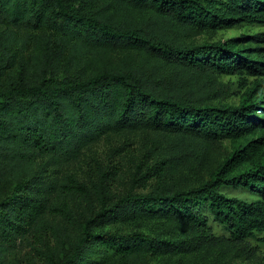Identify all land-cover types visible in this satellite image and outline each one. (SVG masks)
I'll return each instance as SVG.
<instances>
[{
  "label": "trees",
  "instance_id": "obj_1",
  "mask_svg": "<svg viewBox=\"0 0 264 264\" xmlns=\"http://www.w3.org/2000/svg\"><path fill=\"white\" fill-rule=\"evenodd\" d=\"M243 23L264 0H0V264H226L264 242V88L214 101L217 76L264 75V31L187 39ZM147 131L163 142L115 190L96 145ZM199 140L231 148L191 182Z\"/></svg>",
  "mask_w": 264,
  "mask_h": 264
},
{
  "label": "rangeland",
  "instance_id": "obj_2",
  "mask_svg": "<svg viewBox=\"0 0 264 264\" xmlns=\"http://www.w3.org/2000/svg\"><path fill=\"white\" fill-rule=\"evenodd\" d=\"M264 31V26L258 23H243L233 27L219 28L216 30L203 31L200 33H187V39L193 40L196 43L212 40H224L231 37H240L242 35L258 34ZM196 33V34H194ZM246 41L248 38L239 39ZM217 82H221L219 86V94H225L226 97H219L214 101H222L236 104L243 92H245L254 83H258L256 90L264 88V75L253 76L246 73L240 74H222L216 77ZM228 88L225 90L224 87ZM155 141L163 142V137L156 132L147 131L141 132H126L117 134L111 139H102L95 147L97 155L106 164H109L115 171V182L113 187L115 190H121L126 183L129 170L134 168V162H139L144 149L143 145L154 144ZM229 140H224L218 146L207 144L201 140L196 141V149L194 154L186 161L179 165L182 176H187L191 182L200 177L201 167L209 163H217L224 156L225 151L231 148ZM121 147L119 152H112L114 148ZM197 160H201L199 163ZM83 163V162H81ZM80 165V163H79ZM202 165V166H201ZM229 194L234 193L230 189H226ZM213 231L217 234L224 232V228L217 223L211 222ZM146 230V229H145ZM252 251L236 256H229V261L226 264H264V242L258 239L250 241ZM146 264H161L157 259H151ZM182 264V263H181Z\"/></svg>",
  "mask_w": 264,
  "mask_h": 264
}]
</instances>
